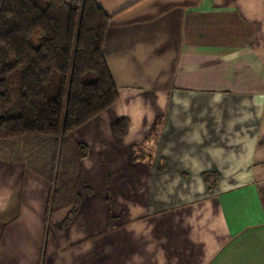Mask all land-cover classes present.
<instances>
[{
	"label": "crops",
	"instance_id": "0c3cea01",
	"mask_svg": "<svg viewBox=\"0 0 264 264\" xmlns=\"http://www.w3.org/2000/svg\"><path fill=\"white\" fill-rule=\"evenodd\" d=\"M95 1L118 98L59 180L0 139V264H264V0Z\"/></svg>",
	"mask_w": 264,
	"mask_h": 264
},
{
	"label": "trees",
	"instance_id": "16d2710c",
	"mask_svg": "<svg viewBox=\"0 0 264 264\" xmlns=\"http://www.w3.org/2000/svg\"><path fill=\"white\" fill-rule=\"evenodd\" d=\"M44 1L41 7L35 0H0V139L43 135L56 152L111 106L118 90L102 50L110 16L95 0ZM127 128L126 117L115 120L116 135ZM76 146L78 157L86 156V146Z\"/></svg>",
	"mask_w": 264,
	"mask_h": 264
},
{
	"label": "rangeland",
	"instance_id": "374dc122",
	"mask_svg": "<svg viewBox=\"0 0 264 264\" xmlns=\"http://www.w3.org/2000/svg\"><path fill=\"white\" fill-rule=\"evenodd\" d=\"M36 3L43 7L45 5V1L44 0H35ZM95 77L94 74H91L88 78V80H93ZM53 81L55 82V84H57L58 82V74L54 73L53 75ZM9 84H10V88L11 90L15 93L16 89L18 88L19 85V72L18 71H14L12 73V75L9 78ZM66 143L59 146L57 145L56 147V152H55V157H54V161H53V178L59 180V178H61V176L64 174V171L66 170V163H65V151H66Z\"/></svg>",
	"mask_w": 264,
	"mask_h": 264
}]
</instances>
